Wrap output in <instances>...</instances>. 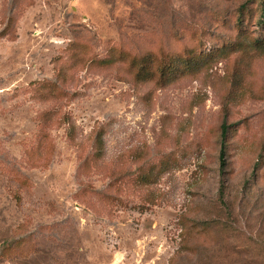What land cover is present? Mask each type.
<instances>
[{
    "label": "rangeland",
    "instance_id": "rangeland-1",
    "mask_svg": "<svg viewBox=\"0 0 264 264\" xmlns=\"http://www.w3.org/2000/svg\"><path fill=\"white\" fill-rule=\"evenodd\" d=\"M0 264H264V0H0Z\"/></svg>",
    "mask_w": 264,
    "mask_h": 264
},
{
    "label": "trees",
    "instance_id": "trees-1",
    "mask_svg": "<svg viewBox=\"0 0 264 264\" xmlns=\"http://www.w3.org/2000/svg\"><path fill=\"white\" fill-rule=\"evenodd\" d=\"M148 58L149 56L141 59L142 61L139 62V65L141 66L142 69H144L143 67L148 63ZM195 59L194 57H189V58H174L171 62H169L166 66H165V70L167 73L173 72L174 70L176 71H181V72H193L192 70H194L196 68L195 65ZM176 71V72H177ZM142 72H144V70H142ZM231 127L223 124L222 128H221V142H220V153H219V161H220V169H224L225 167V158H226V142L228 139V133H229V129ZM97 147H99L97 154L100 153L101 154V149L103 148V140L101 137V134L96 136V140H95ZM100 154L98 156H100ZM260 167V164L257 162L255 164V169H258Z\"/></svg>",
    "mask_w": 264,
    "mask_h": 264
}]
</instances>
